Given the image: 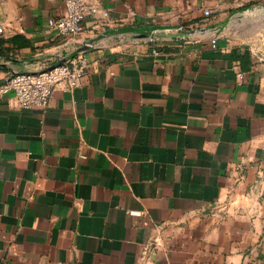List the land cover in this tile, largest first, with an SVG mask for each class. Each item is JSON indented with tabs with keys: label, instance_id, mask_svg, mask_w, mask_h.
Returning <instances> with one entry per match:
<instances>
[{
	"label": "crops",
	"instance_id": "crops-1",
	"mask_svg": "<svg viewBox=\"0 0 264 264\" xmlns=\"http://www.w3.org/2000/svg\"><path fill=\"white\" fill-rule=\"evenodd\" d=\"M251 1L101 0L63 36V1L0 0V83L88 61L45 108L0 100V264H264Z\"/></svg>",
	"mask_w": 264,
	"mask_h": 264
},
{
	"label": "built area",
	"instance_id": "built-area-1",
	"mask_svg": "<svg viewBox=\"0 0 264 264\" xmlns=\"http://www.w3.org/2000/svg\"><path fill=\"white\" fill-rule=\"evenodd\" d=\"M65 5L64 15L52 18L49 21L50 29L63 36H75L81 32L82 24L88 15L107 16L108 12L102 8L101 0H61ZM264 0H252L257 3L254 7L244 9L238 13L233 22L241 21L254 12L264 13ZM204 14L209 16L210 10ZM0 27V33H3ZM217 38L212 39L216 45ZM88 69L87 58L78 53L64 63L39 72L14 73L0 83V100L8 95H13L18 105L23 109L45 108L48 106L55 87L66 84L71 88L79 87L82 78ZM239 76L243 77L240 73ZM84 157V156H83Z\"/></svg>",
	"mask_w": 264,
	"mask_h": 264
}]
</instances>
